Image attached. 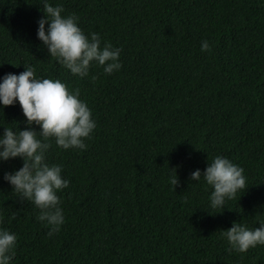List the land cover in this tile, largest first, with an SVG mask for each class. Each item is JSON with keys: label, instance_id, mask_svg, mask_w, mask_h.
Segmentation results:
<instances>
[{"label": "trees", "instance_id": "trees-1", "mask_svg": "<svg viewBox=\"0 0 264 264\" xmlns=\"http://www.w3.org/2000/svg\"><path fill=\"white\" fill-rule=\"evenodd\" d=\"M49 2L119 48L121 67L70 73L36 38L41 0H0V76L31 65L78 89L95 120L83 150L49 138L45 162L68 180L51 235L3 179L22 159L0 161V228L16 234L10 264H264V244L240 253L220 235L233 221L264 222V0ZM0 126L26 127L18 103L0 110ZM216 155L243 168L246 183L211 209V187L189 177Z\"/></svg>", "mask_w": 264, "mask_h": 264}, {"label": "clouds", "instance_id": "clouds-1", "mask_svg": "<svg viewBox=\"0 0 264 264\" xmlns=\"http://www.w3.org/2000/svg\"><path fill=\"white\" fill-rule=\"evenodd\" d=\"M41 11L43 15L36 21L35 35L58 64L80 77L88 74L92 63L102 66L105 74L119 70V48L108 42L101 46L100 35L96 32L85 35L75 14H62V5H53L49 0H41ZM200 48L202 52L210 50L206 40L201 41ZM23 67L18 74L10 72L0 76V110L18 103L26 124L25 128L17 130L0 126L3 127L0 161L22 159V165L11 173L5 172L3 179L20 198L39 209L36 219L49 226L48 234L51 235L64 222L57 192L68 186V180L62 177L60 165L45 162L49 138L62 149L83 150L86 148L84 140L90 138L95 128V120L91 118L89 107L79 98L78 89L69 91L61 80L37 77L33 66ZM33 125L39 130H34ZM172 170L174 174L169 176V183L175 187L179 181L175 169ZM243 171L228 158L216 155L207 162L203 172L195 169L189 179L200 181L202 178L211 187L208 207L216 209L245 189ZM258 225L249 228L233 221L230 227L220 231V235L231 250L243 253L250 247L264 244V222ZM15 244L16 234L0 228V264H10Z\"/></svg>", "mask_w": 264, "mask_h": 264}]
</instances>
